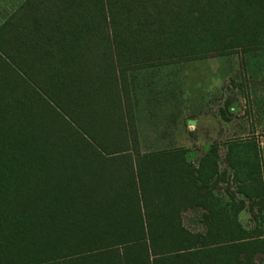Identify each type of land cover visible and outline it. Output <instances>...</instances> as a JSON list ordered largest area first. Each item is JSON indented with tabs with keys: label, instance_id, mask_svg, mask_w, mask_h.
I'll list each match as a JSON object with an SVG mask.
<instances>
[{
	"label": "trees",
	"instance_id": "trees-1",
	"mask_svg": "<svg viewBox=\"0 0 264 264\" xmlns=\"http://www.w3.org/2000/svg\"><path fill=\"white\" fill-rule=\"evenodd\" d=\"M263 12L264 0H24L0 24V264H257L260 143L225 142L223 169L217 142L197 162L141 148L130 75L264 48L250 16ZM193 208L204 231L184 224Z\"/></svg>",
	"mask_w": 264,
	"mask_h": 264
},
{
	"label": "rangeland",
	"instance_id": "rangeland-1",
	"mask_svg": "<svg viewBox=\"0 0 264 264\" xmlns=\"http://www.w3.org/2000/svg\"><path fill=\"white\" fill-rule=\"evenodd\" d=\"M250 16L252 26L264 31V12ZM130 79L141 148L185 147L187 158L197 162L217 142L222 169L228 140H257L264 155V48L134 70ZM202 212H184V224L204 231ZM240 220L256 225L247 209ZM257 264H264V254Z\"/></svg>",
	"mask_w": 264,
	"mask_h": 264
},
{
	"label": "crops",
	"instance_id": "crops-1",
	"mask_svg": "<svg viewBox=\"0 0 264 264\" xmlns=\"http://www.w3.org/2000/svg\"><path fill=\"white\" fill-rule=\"evenodd\" d=\"M24 0H0V24L11 14L13 13L23 2ZM261 149L263 147L260 142ZM263 160H264V155Z\"/></svg>",
	"mask_w": 264,
	"mask_h": 264
}]
</instances>
